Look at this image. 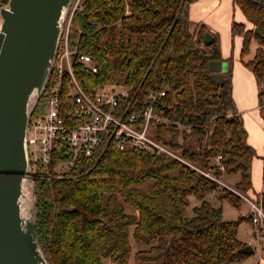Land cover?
Segmentation results:
<instances>
[{
	"label": "trees",
	"instance_id": "trees-1",
	"mask_svg": "<svg viewBox=\"0 0 264 264\" xmlns=\"http://www.w3.org/2000/svg\"><path fill=\"white\" fill-rule=\"evenodd\" d=\"M194 1H78L68 32L78 83L86 92L105 84L127 87L132 110L149 92L163 90L154 110L168 125L150 122L148 134L168 153L108 143L94 158L78 156L60 177L54 168L68 158L61 150H53L46 167L36 165L35 235L48 264H130L131 256L133 264H238L244 256L236 253L244 246L237 237L243 217L224 221L221 208L205 198L216 192L237 208L239 197L223 178L237 175L232 188L248 197L254 150L231 95L230 59L223 82L210 77L209 61H222L219 36L189 19ZM234 4L250 25L232 24V35L242 36L240 55L251 39L258 42L253 58L241 61L253 73L261 101L264 0ZM205 32L213 36L211 44L204 43ZM80 54L91 58L96 72L78 60ZM68 93L64 87L63 100ZM44 109L45 93L32 114ZM191 196L199 203L188 215ZM261 196L264 210V190Z\"/></svg>",
	"mask_w": 264,
	"mask_h": 264
},
{
	"label": "water",
	"instance_id": "water-1",
	"mask_svg": "<svg viewBox=\"0 0 264 264\" xmlns=\"http://www.w3.org/2000/svg\"><path fill=\"white\" fill-rule=\"evenodd\" d=\"M71 1L8 0L0 6V264H48L35 235L26 130L49 75ZM253 32L262 37L257 27ZM203 39L211 44L213 36L205 32ZM225 66L220 60L209 61L213 81H224ZM26 187L29 194L24 211ZM252 252L250 245L236 250L244 255Z\"/></svg>",
	"mask_w": 264,
	"mask_h": 264
},
{
	"label": "built area",
	"instance_id": "built-area-1",
	"mask_svg": "<svg viewBox=\"0 0 264 264\" xmlns=\"http://www.w3.org/2000/svg\"><path fill=\"white\" fill-rule=\"evenodd\" d=\"M78 1L69 8L44 85L45 109L41 114H31L28 120L26 147L31 173V167H46L50 163L53 150H61L68 155L58 164H63L64 168L57 169L58 165L54 168L57 177L68 172L78 156L94 158L105 150L108 143L119 150L132 147L144 152L168 153L148 134L150 122L168 125V121L154 110L156 101L164 95L163 90L157 94L149 92L144 103L137 106V110H132L130 105L134 96L127 87L105 84L86 92L78 83L71 63L75 51L70 47L68 35L71 16ZM78 60L96 72L88 55L80 54ZM64 87L69 93L63 100ZM174 125L181 128L178 123ZM261 193L244 199L250 210L247 218L255 229L256 237L264 244Z\"/></svg>",
	"mask_w": 264,
	"mask_h": 264
},
{
	"label": "crops",
	"instance_id": "crops-1",
	"mask_svg": "<svg viewBox=\"0 0 264 264\" xmlns=\"http://www.w3.org/2000/svg\"><path fill=\"white\" fill-rule=\"evenodd\" d=\"M235 9L238 8L234 4V0H195L189 5L188 14L189 19L192 22L203 23L212 33L218 34L222 62L226 64L225 71L228 68L229 59L232 61V66L230 67L231 95L236 111L242 119L244 129L248 132L247 143L252 147L255 146V144L254 140L251 139L247 124L251 123L252 118L254 124H256L259 129L261 128L264 131V115L262 114V106L258 100V85L256 79L250 69L241 64L236 57L238 51L241 49L242 36H232V24L235 21H239V19L235 17ZM240 15L242 23L245 24L246 28H249L250 25L241 12ZM235 48L237 53H234ZM263 190L264 186L261 188L260 192H256L252 186V188L247 192V195L250 198H254L257 197ZM245 203L247 204V202Z\"/></svg>",
	"mask_w": 264,
	"mask_h": 264
},
{
	"label": "rangeland",
	"instance_id": "rangeland-1",
	"mask_svg": "<svg viewBox=\"0 0 264 264\" xmlns=\"http://www.w3.org/2000/svg\"><path fill=\"white\" fill-rule=\"evenodd\" d=\"M7 1L5 3H7ZM75 2L76 0H72L71 4L73 5ZM3 4H1L0 2V6H2ZM235 17L239 19V21H235L236 23H242L240 19L241 15H240L239 9H235ZM257 46H258V42L255 39H251L249 43L248 51L246 53H244L240 57V50L238 51V54L236 56L238 61L241 64H243L241 59L244 62L252 59L255 54ZM236 48H237V44H236ZM236 48L234 50V53H237ZM230 63H231L230 66H232L231 59H230ZM259 103L262 106L261 110H262V114L264 115V98H262L261 101L259 100ZM251 120H252L251 123L247 124V127L249 129V134L251 136V139L254 140V144H255V146H252L255 151V154L252 159V165H251V175H252L251 182H252L253 189L256 190V192H260L261 188L264 186V177L262 175V167H263L262 158H264V154H263L264 152V134H263L264 131L261 128L259 129L258 126L254 124V121L252 118ZM61 168H64L63 164H60L57 166V169H61ZM31 170H34V171L37 170V166L31 167ZM234 178H236L237 180V175L234 176ZM234 178H231V179L223 178V181L229 185L227 186V188L229 190H232L239 197L240 203L237 208L234 207L229 201L220 200L219 198H217L216 192L208 193L205 199L209 201L212 206L221 208L222 217L224 221L234 223V222H237L240 217H243V219H241L237 224V237L239 241L243 243L244 245H250L253 252L251 254L244 255L238 264H264V244H262L256 237L255 229L247 218V215L249 214L250 210H249V206L245 203L246 202V200L244 199L245 196L239 191L234 190L232 188ZM189 200L190 202H189V205L186 207V213L188 215H191L192 207L197 205L199 203V200L195 199L192 196L189 198ZM126 211L128 213H133V211L130 210L129 208H126ZM130 240H131L133 250H135V244L132 239ZM105 264H108V263H105ZM130 264H133L132 256L130 259Z\"/></svg>",
	"mask_w": 264,
	"mask_h": 264
},
{
	"label": "bare ground",
	"instance_id": "bare-ground-1",
	"mask_svg": "<svg viewBox=\"0 0 264 264\" xmlns=\"http://www.w3.org/2000/svg\"><path fill=\"white\" fill-rule=\"evenodd\" d=\"M25 186H27V184L25 185ZM28 191H27V187H26V200H25V202H24V204H25V206H24V211H26V207H27V202H28Z\"/></svg>",
	"mask_w": 264,
	"mask_h": 264
}]
</instances>
